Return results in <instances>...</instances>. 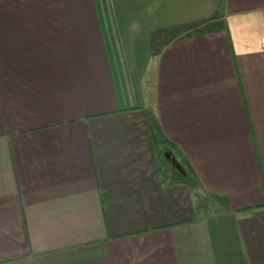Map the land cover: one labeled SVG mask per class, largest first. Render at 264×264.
I'll return each mask as SVG.
<instances>
[{"label":"crops","instance_id":"obj_1","mask_svg":"<svg viewBox=\"0 0 264 264\" xmlns=\"http://www.w3.org/2000/svg\"><path fill=\"white\" fill-rule=\"evenodd\" d=\"M0 264H264V0H0Z\"/></svg>","mask_w":264,"mask_h":264},{"label":"rangeland","instance_id":"obj_2","mask_svg":"<svg viewBox=\"0 0 264 264\" xmlns=\"http://www.w3.org/2000/svg\"><path fill=\"white\" fill-rule=\"evenodd\" d=\"M169 159H170V165H172L171 166V168H169V173L170 174H174V173H176L177 175L179 174L180 175V173H179V171H178V168H173V166H175L173 163H174V159L173 158H171L170 156L168 157ZM165 169L167 170V168L165 167ZM180 169V168H179ZM165 172V171H164Z\"/></svg>","mask_w":264,"mask_h":264},{"label":"trees","instance_id":"obj_3","mask_svg":"<svg viewBox=\"0 0 264 264\" xmlns=\"http://www.w3.org/2000/svg\"><path fill=\"white\" fill-rule=\"evenodd\" d=\"M167 152H164V154L162 155V160L164 161V162H167V160L165 159V154H166ZM167 165L169 166V168H171V165L167 162ZM249 211H252V210H248V211H245V212H249Z\"/></svg>","mask_w":264,"mask_h":264}]
</instances>
